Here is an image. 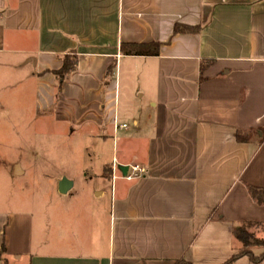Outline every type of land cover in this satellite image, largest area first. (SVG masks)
Segmentation results:
<instances>
[{
  "label": "crops",
  "instance_id": "obj_1",
  "mask_svg": "<svg viewBox=\"0 0 264 264\" xmlns=\"http://www.w3.org/2000/svg\"><path fill=\"white\" fill-rule=\"evenodd\" d=\"M18 81L40 134L53 119L115 152L77 204L0 210V264H264L250 192L264 189V0H0V99ZM121 89L138 115L120 112ZM129 165L146 173L128 180ZM6 167L26 174L20 158Z\"/></svg>",
  "mask_w": 264,
  "mask_h": 264
},
{
  "label": "rangeland",
  "instance_id": "obj_2",
  "mask_svg": "<svg viewBox=\"0 0 264 264\" xmlns=\"http://www.w3.org/2000/svg\"><path fill=\"white\" fill-rule=\"evenodd\" d=\"M1 87L3 85H0V95H8ZM10 95V98L4 95L0 99V113L9 108L16 111L15 120L10 117L11 122L8 117L0 116V210L19 209L24 200L31 203L34 213L44 204H77L91 182L87 180L91 171L102 164L112 166L113 140L104 142L88 138L87 131H72L71 126L53 119L47 123L43 121L40 134L39 124L33 122L32 85L18 81L16 98L12 89ZM132 98H126L125 90L121 89V113L138 115L141 111L139 97L133 95ZM126 122L130 130L133 119L128 118ZM15 158H20L26 174L11 178L6 164ZM62 172L74 182L67 193H61L57 180L50 176ZM252 238L256 244L264 243V231L254 233Z\"/></svg>",
  "mask_w": 264,
  "mask_h": 264
},
{
  "label": "trees",
  "instance_id": "obj_3",
  "mask_svg": "<svg viewBox=\"0 0 264 264\" xmlns=\"http://www.w3.org/2000/svg\"><path fill=\"white\" fill-rule=\"evenodd\" d=\"M176 32L180 31L179 25L175 28ZM159 47L160 45L158 43H123L122 44V52L124 54L129 55H158L159 54ZM203 67V66H202ZM76 68V59L75 57H69L66 56L64 58L63 66L60 70L55 71L54 74L57 77L58 80V89L60 90L62 82L67 74H69L71 71H73ZM238 138L240 140H244L245 137L242 135H238ZM250 192L252 196L260 203H264V189L251 187ZM3 253V249L0 250V256ZM243 254V253H241ZM238 255L234 256L232 258H237ZM254 260H256L254 258ZM180 264V263H176ZM227 264V263H226Z\"/></svg>",
  "mask_w": 264,
  "mask_h": 264
},
{
  "label": "built area",
  "instance_id": "obj_4",
  "mask_svg": "<svg viewBox=\"0 0 264 264\" xmlns=\"http://www.w3.org/2000/svg\"><path fill=\"white\" fill-rule=\"evenodd\" d=\"M123 127H126V124L123 125ZM146 173V169L139 165H129L127 174L124 175V177L128 180L135 179L138 177L143 176Z\"/></svg>",
  "mask_w": 264,
  "mask_h": 264
},
{
  "label": "water",
  "instance_id": "obj_5",
  "mask_svg": "<svg viewBox=\"0 0 264 264\" xmlns=\"http://www.w3.org/2000/svg\"><path fill=\"white\" fill-rule=\"evenodd\" d=\"M120 170L124 175L127 174L128 166H120ZM73 186V182L67 178H63L59 183V191L61 193H67Z\"/></svg>",
  "mask_w": 264,
  "mask_h": 264
}]
</instances>
